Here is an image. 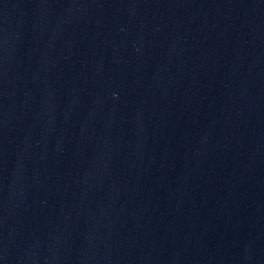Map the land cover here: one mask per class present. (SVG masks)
Returning <instances> with one entry per match:
<instances>
[{"label":"water","instance_id":"water-1","mask_svg":"<svg viewBox=\"0 0 264 264\" xmlns=\"http://www.w3.org/2000/svg\"><path fill=\"white\" fill-rule=\"evenodd\" d=\"M0 264H264V0H0Z\"/></svg>","mask_w":264,"mask_h":264}]
</instances>
